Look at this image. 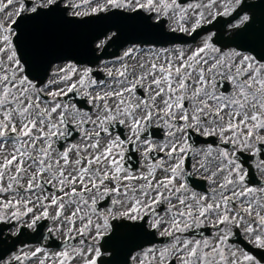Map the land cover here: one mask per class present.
<instances>
[{"label": "snow or ice", "instance_id": "6c2138e0", "mask_svg": "<svg viewBox=\"0 0 264 264\" xmlns=\"http://www.w3.org/2000/svg\"><path fill=\"white\" fill-rule=\"evenodd\" d=\"M257 10L0 0V225L46 229L18 250L0 241V264H264Z\"/></svg>", "mask_w": 264, "mask_h": 264}, {"label": "flooded vegetation", "instance_id": "af4514ba", "mask_svg": "<svg viewBox=\"0 0 264 264\" xmlns=\"http://www.w3.org/2000/svg\"><path fill=\"white\" fill-rule=\"evenodd\" d=\"M245 2H247V0H245ZM257 3H258V4H259V3H264V0H257ZM257 17H258V19H260V18L264 17V14H262L259 10H257ZM213 31H214V29H213ZM178 45H179V44H178ZM128 46H129V45H127V46H125V47H128ZM165 46H167V45H165ZM157 47H159V46H157ZM109 51H110V49H109ZM97 53H100V52H97ZM119 54H120V50L118 51L117 55H119ZM111 59H113V57L105 58V59H100V61H97V63H95V64H91V65H89V66H91L93 69H95V68L97 67V65H98L101 61H103V60H111ZM98 75H102V73H98ZM67 99H68V100L75 101L77 98L74 97V96H72V95L70 94L69 97H68ZM199 146H200V145H197V147H199ZM128 159H129V161H130L131 163H133V164L136 163V160L138 159L137 154H136L133 150H131V148H130V151H129V153H128ZM249 179H250V181H252L253 183H255V182L258 180V177H257L256 174H255V167H254V164H253V168H252V174L250 175ZM197 183H200V182H197ZM43 223H44V225H46L48 222L43 221ZM9 229H10V227L8 226V230H9ZM8 230H7V231H8ZM7 231H6V232H7ZM45 231H46V229L43 227V231H42V233L44 234ZM204 231H205L206 233L209 232V230H207V229H205ZM7 234H8V233H7ZM41 243H44L43 240L41 241ZM230 243L233 244V245H235V244H239L241 247H243L245 250H247L250 254L256 256L257 259L260 258L259 250L255 249V248H253L251 245L247 244L246 241L243 239V237L239 235V233H237L236 235H233V236L230 238ZM26 245H29V244H26ZM30 245H31V244H30ZM34 245H36V244H34ZM24 247H25V245L22 246V247H17L16 250H18V249H20V248H24Z\"/></svg>", "mask_w": 264, "mask_h": 264}, {"label": "water", "instance_id": "95a60500", "mask_svg": "<svg viewBox=\"0 0 264 264\" xmlns=\"http://www.w3.org/2000/svg\"><path fill=\"white\" fill-rule=\"evenodd\" d=\"M136 38H137V35L135 33H127L124 37V39H136Z\"/></svg>", "mask_w": 264, "mask_h": 264}, {"label": "rangeland", "instance_id": "374dc122", "mask_svg": "<svg viewBox=\"0 0 264 264\" xmlns=\"http://www.w3.org/2000/svg\"><path fill=\"white\" fill-rule=\"evenodd\" d=\"M27 229V228H26ZM29 231H31V232H33L32 230H30V229H28ZM11 231H12V229L10 228L6 233H8L10 236H12L11 235ZM12 237H14V236H12ZM8 241H9V239H7ZM25 250H27L26 248H25Z\"/></svg>", "mask_w": 264, "mask_h": 264}, {"label": "clouds", "instance_id": "9594fccd", "mask_svg": "<svg viewBox=\"0 0 264 264\" xmlns=\"http://www.w3.org/2000/svg\"><path fill=\"white\" fill-rule=\"evenodd\" d=\"M256 2H257V0H248V3H250V4H254Z\"/></svg>", "mask_w": 264, "mask_h": 264}]
</instances>
